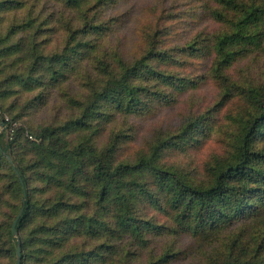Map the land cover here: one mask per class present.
<instances>
[{
    "label": "trees",
    "instance_id": "trees-1",
    "mask_svg": "<svg viewBox=\"0 0 264 264\" xmlns=\"http://www.w3.org/2000/svg\"><path fill=\"white\" fill-rule=\"evenodd\" d=\"M59 1L72 12L62 51L47 55L39 48L36 39L43 30L36 27L37 19L15 23L0 37V74L5 73L0 100L42 90L31 96L23 112L45 102L49 86L69 82L86 62L85 69L93 65L80 93L66 86L62 91L76 112L64 125L24 123L9 129L0 114V161L10 162L12 152L4 144L8 131L25 152L18 162L11 155L10 192L19 204L6 223L0 221V259L14 257L17 264L13 225L26 193L17 226L22 264H89L101 258L121 264H174L175 242L155 243L167 236H188L202 247H217L209 264H264V84H250L249 89L234 84L241 90V103L229 115L219 119L224 107H216L227 103L230 91L204 110L182 117L176 129L153 127L145 143L137 145L140 121L174 107L179 95L227 77L238 58L264 45V0H192L188 11L174 18L170 14L154 28L144 25L132 53L122 51L119 42L104 46L92 38L116 33L123 25L121 16L104 14L120 0ZM23 6L19 0H0V22ZM205 16L219 26L211 37L203 30L190 31ZM176 41L181 44L170 46ZM183 55L212 58L217 76H183ZM16 106L14 99L7 110ZM115 110L122 115H112ZM71 130L81 132L75 143L67 138ZM213 133L224 138L225 149L201 167L167 159L197 150ZM148 206L170 223L142 215L141 208ZM239 220L240 227L233 229ZM126 248L130 251L120 257ZM145 252L146 261L139 263Z\"/></svg>",
    "mask_w": 264,
    "mask_h": 264
},
{
    "label": "rangeland",
    "instance_id": "rangeland-1",
    "mask_svg": "<svg viewBox=\"0 0 264 264\" xmlns=\"http://www.w3.org/2000/svg\"><path fill=\"white\" fill-rule=\"evenodd\" d=\"M19 1L24 3V6L21 7L22 9H20L19 12L3 15L4 18H6L4 23L0 22V37L5 35L8 29L15 23L31 18L37 19L35 24L36 27H39L41 30H43V33L40 34V37L36 39L37 43L39 44V48L47 55L62 51L68 40L65 27L67 21L72 17V12L66 9V7H63L59 0ZM192 4V0H120L114 7L106 9L104 14H107L108 17L121 16L124 20L123 25L117 29L116 33L110 31L101 37L94 36L92 38L104 46L106 43H108L109 45L115 47L119 42L121 43L122 51L125 53H132L135 51V49L137 50L142 35L141 29L144 27V25H146L145 29L148 27L154 28L156 23L160 22L162 18L164 19V17H167L170 14L171 17L174 18L176 13H179L185 9L188 11L192 7ZM197 10L200 11L201 15H203V10L199 8H197ZM204 13L207 14V12ZM1 17L2 15H0V18ZM42 24L43 26H41ZM183 27L188 29V24L186 23ZM190 29L192 32H200L203 30L207 36L211 37L210 35L219 31V26L216 25V23H214L211 18L205 16V19L202 23L196 20ZM30 36L31 34L24 36L26 44H30ZM17 37H20V34ZM182 38H184V36ZM172 39L175 38L172 36ZM179 44L181 43L176 41V43H172L170 46ZM27 47H32V45ZM100 52L95 54V56H99ZM28 58L30 61L32 60L31 56H28ZM179 59L184 63V66H182L180 69V73L183 74V76H217L212 68V58L197 59L195 57L183 55L182 58L179 56ZM28 63L29 62H27V65ZM86 64L87 62L84 64L79 74H74L71 76L69 82L65 83L64 85L59 83L57 86L52 84L46 90H44L46 101L41 103L39 102L40 104L38 106L32 107L28 112H23L22 110H24L26 104L30 100L34 99L31 96H35L42 90H39L36 92V94L24 93L17 97L11 96V98L6 99L4 103L0 100V114H4L2 116L6 119V121H8L9 125L7 127L9 129L19 128L24 123H32L34 125H64L66 122L71 120L76 113L73 111V107L75 105H69L67 100H65V97L62 95V91L65 90V86L68 87L69 90L73 91V93H80L83 90L82 86H84V84L87 85V78L85 76L87 74H91V71L93 70V65L90 66L91 68L85 69ZM10 68L11 67H8L7 73ZM88 71L90 72L88 73ZM4 76L5 73L3 75L0 74V77ZM226 76L227 77L222 76L220 78H216V81L211 79V83L195 92L191 93L189 91L179 95L180 102L174 107L159 111L156 114L157 117L154 119L140 121L141 128L137 145L139 146L145 143L146 139L150 137L149 132L153 127H163L167 130L176 129L179 126L182 117L191 115L196 111L204 110L207 106L211 105L213 102H216L219 98L221 99V95L225 92L229 93L230 91L232 95L228 96L227 103L225 105L221 107L219 106L220 108L216 107L217 111H220L224 107L221 110V113L218 115L219 119L225 115H229L231 112H228L229 109L232 108V112L235 111L236 106L241 103V90L237 89L236 87L233 88L235 86L234 84L244 87H248L250 84H264V45L258 51L238 58V60L227 69ZM49 81L51 83L54 82L53 80ZM247 89H249V87ZM14 99L17 103V106L12 110H7L10 104L13 103ZM2 104L5 106L4 110H1ZM108 105L113 107L112 104ZM17 114H23L19 115L22 117V119L20 117L17 121H15ZM112 115L122 114L115 110ZM10 123L12 125H10ZM3 128L4 126L2 125L0 132L1 134L4 133ZM80 133L81 132L79 131L71 130L67 133V138L70 140V142L75 143L79 138ZM212 136L213 138L210 141L206 142L197 150H194L189 154H170L167 159L170 161L171 159L177 160L179 162L181 161V163L188 165L190 164L192 167H201L211 156L222 153V151L225 149L224 138L214 135V133ZM12 142L11 135L8 131L4 135V144L5 147H10V152H12L11 155H13L12 157H16L18 162V160L23 157L22 154L25 152L23 151V147L19 146V143ZM11 155L9 157L15 166ZM26 157L28 158V162L32 160L31 156ZM10 162L7 158L0 161V221H4V223L7 222L10 214L15 211V208L19 204V198L16 196V194L14 195L10 192ZM140 211L142 215L154 217L159 222L161 221L162 224L165 223V225H168L170 223L165 215L159 213L150 206L142 207ZM241 221L242 220L237 221L236 225H234L232 228L238 229L240 227ZM156 240L157 239H155V241ZM174 242L176 244L177 251V257L174 264H209L210 261H212L210 259H213L218 255V251H214L217 249V247H202L198 243H195V241L190 239L188 236H167L164 239L158 238L155 243L156 246H169ZM82 244L83 243H81V245ZM129 251V248H126L123 251L121 250L120 257H123ZM146 253L147 252L141 253L143 258L138 259L139 263H144V261H146ZM15 260L16 259L14 257L12 259H0V264H16ZM104 260V258L97 259L89 264H121L119 259L113 262Z\"/></svg>",
    "mask_w": 264,
    "mask_h": 264
},
{
    "label": "water",
    "instance_id": "water-1",
    "mask_svg": "<svg viewBox=\"0 0 264 264\" xmlns=\"http://www.w3.org/2000/svg\"><path fill=\"white\" fill-rule=\"evenodd\" d=\"M3 125V123H1ZM11 161V159H10ZM12 162V161H11ZM16 170V168H14ZM25 205H26V193L24 194V199H23V207L16 218L14 225H13V235L18 239V249H17V264H22V246H21V240L18 237V232H17V226L19 223L20 218L22 217L24 210H25Z\"/></svg>",
    "mask_w": 264,
    "mask_h": 264
}]
</instances>
